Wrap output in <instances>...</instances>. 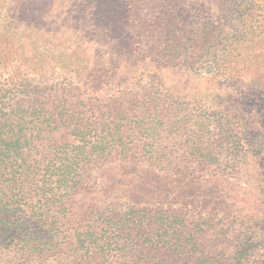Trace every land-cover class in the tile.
I'll return each instance as SVG.
<instances>
[{"label": "rangeland", "instance_id": "obj_1", "mask_svg": "<svg viewBox=\"0 0 264 264\" xmlns=\"http://www.w3.org/2000/svg\"><path fill=\"white\" fill-rule=\"evenodd\" d=\"M0 264H264V0H0Z\"/></svg>", "mask_w": 264, "mask_h": 264}, {"label": "trees", "instance_id": "obj_2", "mask_svg": "<svg viewBox=\"0 0 264 264\" xmlns=\"http://www.w3.org/2000/svg\"><path fill=\"white\" fill-rule=\"evenodd\" d=\"M215 28L216 29H211V31H206V32H202L203 30L202 31L192 30L189 34V39H190V42L193 43V47L196 49L198 47V44L207 45L208 42H211L212 44H215V45L216 43L227 45L228 42L223 43V41H225L226 38L221 37L220 39V36L222 35L220 32V29L218 27H215ZM210 46L212 47V50H214L213 45H210ZM212 52L215 53V50ZM47 158L48 159L45 165L43 166L44 170L46 169L48 172L50 169L56 168L59 172L56 173L57 176L54 178H57V177L60 178V179L58 178L56 182L63 184L61 180H64L66 185H69V184L71 185L70 189H74L76 187L77 180L74 177H72L71 174H72V166L75 164V161L65 159V160H60V161H56L52 163V161H50V157L48 156ZM10 169H11V165L9 166V169H6L8 170V173L11 172ZM49 178L47 180H49ZM49 184H52L50 180H49Z\"/></svg>", "mask_w": 264, "mask_h": 264}]
</instances>
